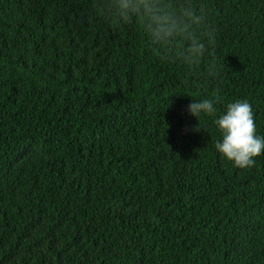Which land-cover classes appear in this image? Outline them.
<instances>
[{
    "label": "trees",
    "instance_id": "trees-1",
    "mask_svg": "<svg viewBox=\"0 0 264 264\" xmlns=\"http://www.w3.org/2000/svg\"><path fill=\"white\" fill-rule=\"evenodd\" d=\"M194 3L190 68L98 0H0V264H264V153L215 148L239 101L264 137V0Z\"/></svg>",
    "mask_w": 264,
    "mask_h": 264
},
{
    "label": "clouds",
    "instance_id": "clouds-1",
    "mask_svg": "<svg viewBox=\"0 0 264 264\" xmlns=\"http://www.w3.org/2000/svg\"><path fill=\"white\" fill-rule=\"evenodd\" d=\"M98 8L103 16L117 23L138 19L162 59H180L190 68L198 67L208 51L199 30L204 29L208 45L215 44L214 30L207 24L209 13L197 7L194 0H98ZM188 111L198 118L201 113L213 115L215 108L211 100L205 99L192 102ZM215 123L222 132V140L215 144L222 157L238 168L253 167L255 158L264 153V137L257 135L251 104H229L226 114ZM195 130L200 131L199 127Z\"/></svg>",
    "mask_w": 264,
    "mask_h": 264
}]
</instances>
